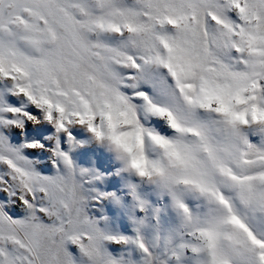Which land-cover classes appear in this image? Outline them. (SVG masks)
<instances>
[{
	"label": "snow or ice",
	"instance_id": "1",
	"mask_svg": "<svg viewBox=\"0 0 264 264\" xmlns=\"http://www.w3.org/2000/svg\"><path fill=\"white\" fill-rule=\"evenodd\" d=\"M0 264H264V0H0Z\"/></svg>",
	"mask_w": 264,
	"mask_h": 264
}]
</instances>
